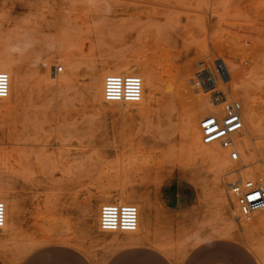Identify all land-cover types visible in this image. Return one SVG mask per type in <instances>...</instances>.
I'll list each match as a JSON object with an SVG mask.
<instances>
[{"label":"rangeland","instance_id":"1","mask_svg":"<svg viewBox=\"0 0 264 264\" xmlns=\"http://www.w3.org/2000/svg\"><path fill=\"white\" fill-rule=\"evenodd\" d=\"M245 1L0 0V57L19 65L25 80L19 95L5 104L0 100V188L21 211L17 223L0 230V264L49 261L64 255V248L88 264H112L123 255L129 264H264V238L250 227L263 215L256 212L238 224L234 201L229 203L222 187L225 175L228 181L250 179L228 175L223 161L205 157L196 134L206 108L222 116L210 94L196 108L183 93L180 102L152 101L135 109L97 97L108 62L146 58L159 72L166 62L154 52L162 48L170 63L184 57L195 61L196 73L211 68L220 79L216 91L241 105L219 67L237 63L236 86L249 91L263 113L264 16L248 11ZM58 40L69 61L57 59ZM232 42L248 43L244 62L240 55L230 57ZM45 62L62 67L59 74L69 70L70 84L53 89L35 82ZM259 140L257 145L264 143ZM122 159L132 171L141 220L150 207L152 221L149 228L142 224L133 233L116 234L96 228L95 215L106 179L120 173ZM169 184L188 189L192 204L186 211L173 212L162 202Z\"/></svg>","mask_w":264,"mask_h":264},{"label":"bare ground","instance_id":"2","mask_svg":"<svg viewBox=\"0 0 264 264\" xmlns=\"http://www.w3.org/2000/svg\"><path fill=\"white\" fill-rule=\"evenodd\" d=\"M245 3H246L245 7L248 8V11L254 12V13H259V14L263 11L262 15L264 16V0H247V1H245ZM212 4H214V3H212ZM254 15H256V14H254ZM258 23H260V22H258ZM187 30L189 33V30H191V25L188 27ZM254 32H256V31H254ZM204 35H206V34H204ZM261 37H263V36H261ZM207 42H209V41H207ZM57 43H58V48L56 47L57 48V51H56L57 59L60 61H64V60L69 61L70 60V54L66 53L63 49L60 48V41L59 40L57 41ZM239 43H241V42H239ZM209 44L211 45L210 42H209ZM230 44H231L230 49H231V53H232V55L230 57H232L233 55H235V57H238L239 55L240 56L247 55V48L245 47V44L248 45V43L244 42V44H242V46L239 44H234V42H232ZM253 44H255V43H252L251 46H253ZM214 45H215V43L213 44V47H214ZM210 47L212 48V46H210ZM207 48H208V46H207ZM248 48H249V45H248ZM161 51H162V48H161ZM161 51H160V53L154 52V55L158 56L157 58H160L162 60V62L163 61L166 62L165 63L166 66H164V67L162 64L160 65V63H159V65L161 66V71H159V72L154 71L152 64H150L151 62L146 60V58H144V57L143 58L145 60H142V61H140V60L139 61H137V60L131 61L132 59L129 60L127 58H124V59L120 58V59H115V60L108 62L107 63L108 70L101 73L99 76L98 96H97L98 99L100 101L104 102V99H103V81L107 75H110V74H117V75L134 74V75H136V73H137V76L139 75L138 77L141 79V82H142L140 100L137 103L127 104V105H121V104H116V103H106V104H109V106L110 105L111 106H119V107L120 106H126V109H127V107L131 108V109H135L138 107H145L147 105V103L155 101L158 106H161L165 102L170 103V104L180 102L179 98L183 93L189 97L191 102L194 104L195 108L199 107V106H203L205 104L206 96L211 94L213 91H216V89H218V85H219L218 83H220V79L216 76L214 71L211 68L206 67L204 65L206 67L205 68L202 64L201 67H204L205 69L202 68L203 70H200V71L198 70L199 72L197 71V73H196L194 60H191L190 58L177 57L176 62L170 63L169 62L170 58L168 59L169 56L166 53L161 52ZM209 53H210V51H209ZM210 55H211V53H210ZM240 56H239V59L244 62V59H243L244 57L243 56L240 57ZM213 57L214 56H212V58ZM226 58H228V56ZM235 59H237V58H235ZM226 60H223V61H226ZM10 61L11 60H9V59H6L4 57H0V71H6L5 73L8 74L9 80H10L8 95L5 99L1 100L4 104L10 102V100L15 95H19L20 92L24 89V81L25 80L23 78L21 68L19 65L11 64ZM51 62L53 63L52 60H51ZM52 63L51 64L49 63L50 66H48V64H46V62L43 63L42 64V67H44L43 75H42V77H37V75L35 74L34 81L38 82L39 80H41L44 85L51 86L53 89L59 88V87L64 86V85H69L71 80H72L70 71L67 70L63 74H59L60 73L59 72L58 75H56L57 73L54 71L53 67H57V66H54V64H52ZM236 64L234 65V64H230L228 62L227 63L222 62L219 64V67L222 70V74H223L222 80L224 82L223 81L222 82L226 86L229 87V89H230L229 91H231L239 99V101L241 102V105H242L241 116H242L243 128L239 132V134H237V136L235 137V145H236V148H237L239 155H240V161L239 162H232L229 159H227L225 154H226V151H228V150L222 149L217 144L205 145L202 143L204 145V147H206V152H204V156L209 157L210 159H212L216 163L223 161L224 165L226 166V174H228V175H231V176L237 175V176H240L242 178L250 179L249 181H251L253 183L257 181V182H259V184H263L264 183V143L257 145L255 141H257L259 139L264 140V112L258 113V111L256 110L257 108L254 107V101L255 100L253 101L252 95L249 93V91L246 92L241 86H236L237 85L236 79L238 76H241L238 72L241 67H239V65L238 64L236 65ZM237 66H238V68H237ZM242 66H243V64H242ZM50 67H52V68L50 69ZM58 67H60V66H58ZM60 68L62 71V67H60ZM102 70H104V69H102ZM50 72H51V77H50ZM245 87L246 86H244V88ZM260 101H262V100H260ZM169 107L171 108V106H169ZM123 108H125V107H123ZM216 119H219L218 118V112L215 111V109L213 110L212 108H209V107L206 108L204 119L199 123L196 134L201 137L202 128L206 124H208L214 120L216 121ZM256 160L260 161V167L254 166V163L256 162ZM123 161H124L123 159L120 160V166H119L120 167V173L110 174V176H108V178L106 179V186L107 187L104 188L102 191V195L105 198L99 204L98 210H97L96 215H95V220H96L95 227L96 228H99V210H100L101 204L103 205L106 203H116V204H120V205L121 204L132 205L131 203H134L135 204L134 206L138 210V225H137V229H136L137 231L141 229L142 224L146 228H149V226L151 224L152 212H151L150 207H147L146 213H145L144 217H142V220H141V215H140L139 211L142 208L141 207L142 204H140L137 201V198H136L137 194L135 195L134 191H132V184L134 182V180L132 179V176H131L132 171L129 169V163L123 164L124 163ZM134 162H135V160H134ZM131 169H134V168L131 167ZM218 171L220 173V171H222V170L218 169ZM218 171H214L211 174L212 175L211 181L215 185L219 179L218 178ZM182 176L183 175H181L180 177H182ZM184 177H185V175H184ZM186 179L188 180V178H186ZM166 180H167V178H166ZM138 183H140V182H138ZM138 183H135V184L138 185ZM139 186H140V184H139ZM220 193H223V192H220ZM141 195H143V194H141ZM143 199H144V197H143ZM0 201L5 205V221H4L3 226L0 228V230H1L3 227H7L10 224L17 223L20 219L21 211L18 209L17 203L12 202L14 200L10 201L6 196L3 195L1 188H0ZM142 202H143V200H142ZM149 204H151V203H149ZM95 209H97V208H95ZM231 210H232V213L237 212V206H236L235 202L232 203ZM257 212L258 213L255 212L257 217L261 214L264 216V214H263L264 210H260ZM232 215L234 217V214H232ZM263 216L262 217L259 216L260 218L258 217V219H254L252 217L254 219V221L252 220L253 222L250 224V227L253 228L254 231L256 230L258 233H260V235L264 238V217ZM236 217H237V214L235 215V218ZM251 217H249L247 219L240 218L239 220H237V223L240 224L241 219L249 220ZM16 225H14V226H16ZM91 229H92V227H91ZM244 229H245V231L248 229V226L246 224L244 225ZM6 230H8V229H6ZM110 233H112V232H110ZM130 233H133V232H130ZM243 234L244 233L242 232V236H243ZM63 235H65V234H63ZM249 236H250V234H249Z\"/></svg>","mask_w":264,"mask_h":264},{"label":"built area","instance_id":"3","mask_svg":"<svg viewBox=\"0 0 264 264\" xmlns=\"http://www.w3.org/2000/svg\"><path fill=\"white\" fill-rule=\"evenodd\" d=\"M56 73L60 67H53ZM9 76L0 71V100L7 97L9 91ZM141 79L134 74H110L103 81V99L105 103L121 105L137 103L141 98ZM210 102L222 107V116L216 121L206 124L202 128L201 142L217 144L228 150V158L232 162H239L240 155L235 145V137L243 128L241 105L224 92L213 91ZM222 179V187L229 202L234 201L237 206V217L249 218L253 213L264 210V183L255 184L249 180ZM5 221V205L0 201V228ZM138 210L134 205L106 203L99 210V228L104 232L116 234L130 233L137 229Z\"/></svg>","mask_w":264,"mask_h":264},{"label":"crops","instance_id":"4","mask_svg":"<svg viewBox=\"0 0 264 264\" xmlns=\"http://www.w3.org/2000/svg\"><path fill=\"white\" fill-rule=\"evenodd\" d=\"M162 196L164 205L173 212H184L191 206V197H189V191L183 184H169L162 190ZM64 255L50 258L47 260H39L36 258L34 262L29 264H88L86 261L77 257L73 250L64 248L61 250ZM58 258V259H57ZM146 264H150L149 260H141ZM130 262L125 260V256H120L112 262V264H129Z\"/></svg>","mask_w":264,"mask_h":264}]
</instances>
